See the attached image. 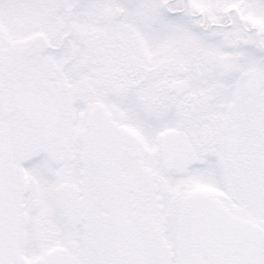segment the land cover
<instances>
[{
    "label": "snow or ice",
    "instance_id": "6c2138e0",
    "mask_svg": "<svg viewBox=\"0 0 264 264\" xmlns=\"http://www.w3.org/2000/svg\"><path fill=\"white\" fill-rule=\"evenodd\" d=\"M0 264H264V0H0Z\"/></svg>",
    "mask_w": 264,
    "mask_h": 264
}]
</instances>
